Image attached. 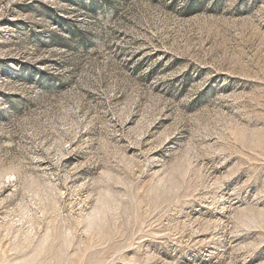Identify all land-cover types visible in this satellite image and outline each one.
I'll return each instance as SVG.
<instances>
[{
  "label": "rangeland",
  "instance_id": "374dc122",
  "mask_svg": "<svg viewBox=\"0 0 264 264\" xmlns=\"http://www.w3.org/2000/svg\"><path fill=\"white\" fill-rule=\"evenodd\" d=\"M0 264H264V0H0Z\"/></svg>",
  "mask_w": 264,
  "mask_h": 264
}]
</instances>
